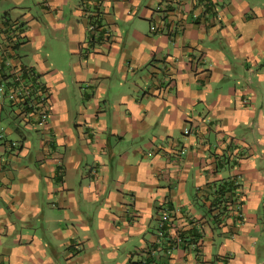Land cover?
Returning <instances> with one entry per match:
<instances>
[{"label": "crops", "instance_id": "crops-1", "mask_svg": "<svg viewBox=\"0 0 264 264\" xmlns=\"http://www.w3.org/2000/svg\"><path fill=\"white\" fill-rule=\"evenodd\" d=\"M3 29L48 118L0 103V264H264V0H6Z\"/></svg>", "mask_w": 264, "mask_h": 264}, {"label": "built area", "instance_id": "built-area-1", "mask_svg": "<svg viewBox=\"0 0 264 264\" xmlns=\"http://www.w3.org/2000/svg\"><path fill=\"white\" fill-rule=\"evenodd\" d=\"M9 31L15 32L20 26V22H7ZM153 29V27H151ZM0 37V103L9 100L25 113H35L41 124H45L48 118L47 112V92L44 90L42 82L30 67L17 68L12 66L11 42L9 33L3 29ZM188 133V130L185 131ZM17 143L11 146L17 147Z\"/></svg>", "mask_w": 264, "mask_h": 264}, {"label": "rangeland", "instance_id": "rangeland-1", "mask_svg": "<svg viewBox=\"0 0 264 264\" xmlns=\"http://www.w3.org/2000/svg\"><path fill=\"white\" fill-rule=\"evenodd\" d=\"M0 2H1V3H2V2H6V0H0ZM9 104H11V103H9ZM11 105H12V104H11ZM11 105H10V106H11ZM11 107H12V106H11ZM37 122H38L39 125L43 126V124H41V122H40V119H38Z\"/></svg>", "mask_w": 264, "mask_h": 264}]
</instances>
